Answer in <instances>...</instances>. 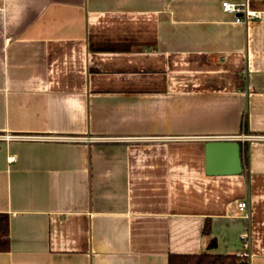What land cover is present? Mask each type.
<instances>
[{
	"label": "crops",
	"instance_id": "obj_1",
	"mask_svg": "<svg viewBox=\"0 0 264 264\" xmlns=\"http://www.w3.org/2000/svg\"><path fill=\"white\" fill-rule=\"evenodd\" d=\"M225 1L0 0V264H264V0Z\"/></svg>",
	"mask_w": 264,
	"mask_h": 264
},
{
	"label": "trees",
	"instance_id": "obj_2",
	"mask_svg": "<svg viewBox=\"0 0 264 264\" xmlns=\"http://www.w3.org/2000/svg\"><path fill=\"white\" fill-rule=\"evenodd\" d=\"M246 150L243 148L242 162L246 161ZM209 225L205 223L203 226L204 234H209ZM215 242L209 241L208 246L214 247ZM10 246L9 236V220L6 214H0V252H7ZM167 264H248L245 257L237 254H210L201 252L199 254H174L169 253L167 256Z\"/></svg>",
	"mask_w": 264,
	"mask_h": 264
},
{
	"label": "water",
	"instance_id": "obj_3",
	"mask_svg": "<svg viewBox=\"0 0 264 264\" xmlns=\"http://www.w3.org/2000/svg\"><path fill=\"white\" fill-rule=\"evenodd\" d=\"M207 151V173L209 175H236L242 172L241 150L236 141H212L206 145ZM228 154V159L218 163L213 161L214 152ZM226 151V152H225Z\"/></svg>",
	"mask_w": 264,
	"mask_h": 264
},
{
	"label": "built area",
	"instance_id": "obj_4",
	"mask_svg": "<svg viewBox=\"0 0 264 264\" xmlns=\"http://www.w3.org/2000/svg\"><path fill=\"white\" fill-rule=\"evenodd\" d=\"M256 0H243L239 4L224 2L221 4L222 10L224 12L232 13L235 16L236 23H245L248 20H251L256 17L255 14H252L247 9V3L253 2ZM249 136H244V139H248ZM237 211L242 212L246 209L247 204L245 202H239L237 204Z\"/></svg>",
	"mask_w": 264,
	"mask_h": 264
}]
</instances>
